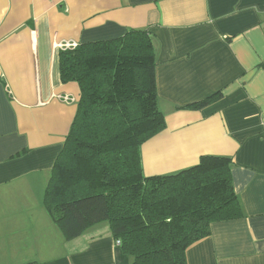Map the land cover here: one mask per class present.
<instances>
[{"label": "crops", "instance_id": "crops-1", "mask_svg": "<svg viewBox=\"0 0 264 264\" xmlns=\"http://www.w3.org/2000/svg\"><path fill=\"white\" fill-rule=\"evenodd\" d=\"M129 29L152 37L166 119L142 147L145 174L232 159L239 215L187 264H264V0H0V264H133L108 221L67 240L44 203L79 98L59 45Z\"/></svg>", "mask_w": 264, "mask_h": 264}, {"label": "trees", "instance_id": "trees-1", "mask_svg": "<svg viewBox=\"0 0 264 264\" xmlns=\"http://www.w3.org/2000/svg\"><path fill=\"white\" fill-rule=\"evenodd\" d=\"M63 83L79 87L77 112L44 203L67 240L108 221L133 264H187L213 223L239 215L232 159L147 176L142 147L166 128L147 29L60 50ZM206 99L189 108L208 105Z\"/></svg>", "mask_w": 264, "mask_h": 264}, {"label": "built area", "instance_id": "built-area-1", "mask_svg": "<svg viewBox=\"0 0 264 264\" xmlns=\"http://www.w3.org/2000/svg\"><path fill=\"white\" fill-rule=\"evenodd\" d=\"M78 43L74 42V43H64V44H60L59 47L62 49H68V48H73L76 47ZM64 99L67 101H74V99L70 98L69 96H64ZM120 243V241H118Z\"/></svg>", "mask_w": 264, "mask_h": 264}]
</instances>
